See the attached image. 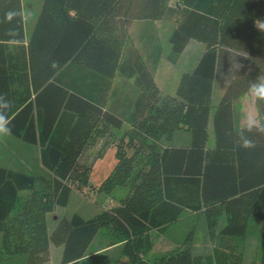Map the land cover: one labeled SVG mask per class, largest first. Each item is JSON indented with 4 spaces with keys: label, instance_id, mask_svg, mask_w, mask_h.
<instances>
[{
    "label": "trees",
    "instance_id": "1",
    "mask_svg": "<svg viewBox=\"0 0 264 264\" xmlns=\"http://www.w3.org/2000/svg\"><path fill=\"white\" fill-rule=\"evenodd\" d=\"M158 19L173 25L167 60L175 62L190 39L205 46L173 94L160 93L145 60L144 50L155 64L161 54L155 28H148L155 37L149 47L130 30L135 21ZM118 74L137 88L123 115L108 105L107 87ZM217 83L224 89L211 115ZM262 85L264 0H41L27 39L21 0H0V116L9 134L38 147L43 167L35 173L0 165V260L24 254L23 264L46 262L53 243L62 245L59 264H83L87 246L107 226L122 237L131 264H243L249 223L264 218ZM248 90L255 92L257 122L238 125L234 105ZM123 123L115 162L98 184L106 193L124 186L117 204L88 218L55 216L49 231L46 214L86 180L85 147L103 125ZM176 129L189 131V143H162ZM245 140L253 146L243 147ZM185 210L202 213L211 251L192 252L191 229L179 245L145 258L150 232L164 231ZM220 215L225 222L216 230Z\"/></svg>",
    "mask_w": 264,
    "mask_h": 264
},
{
    "label": "rangeland",
    "instance_id": "2",
    "mask_svg": "<svg viewBox=\"0 0 264 264\" xmlns=\"http://www.w3.org/2000/svg\"><path fill=\"white\" fill-rule=\"evenodd\" d=\"M25 14V30L29 35L33 22L39 11L41 0H21ZM158 42L162 48V60L156 72V80L160 86V93L173 94V75L177 66L170 64L166 55L170 50L168 35L171 32L172 24L164 19L157 20ZM200 47H204L202 42ZM191 55V59L195 57L196 51L185 53ZM176 86V85H175ZM224 84H214L212 91V108L219 101ZM236 123L245 125L257 120V110L255 106V92L248 90L238 97L235 102ZM128 128L127 123H123L121 128L116 129L108 125H103L100 134L96 138H92L89 144L83 150L80 156V162L84 164L87 171L85 176L78 182L73 183L69 198L65 205L55 206L52 215H48L47 227L49 231L54 226L55 220L52 216H70L77 213L84 218L93 216L96 212L109 206L117 204L120 195L125 192L123 187H115V189L106 193L98 190V184L106 176L114 164V149L118 139L122 136V132ZM190 141L189 131L176 129L170 139L162 140V143H183L188 144ZM214 141L213 128L211 118L208 125L207 143L212 145ZM0 164L27 172H42L43 167L39 162L38 147L33 144L23 142L11 134L0 133ZM86 173V172H85ZM259 211L264 213V203L259 202ZM225 222V216L220 215L216 230H219ZM193 230L192 252L203 253L211 251L213 240L209 237L203 215L201 212L183 211L177 221L169 224L164 231L150 232L152 243L151 249L144 254V257L151 259L154 256L164 254L173 247L179 245L189 230ZM264 238V218H258L250 221L248 230L243 243V264H259L261 252V242ZM121 236H117L110 227H101L92 242L88 246L87 252H90L83 264H131L128 258L121 252L120 240ZM112 243V244H111ZM111 244V245H108ZM62 253V245L50 243V256L46 262L38 264H59ZM24 259V254H19Z\"/></svg>",
    "mask_w": 264,
    "mask_h": 264
},
{
    "label": "crops",
    "instance_id": "3",
    "mask_svg": "<svg viewBox=\"0 0 264 264\" xmlns=\"http://www.w3.org/2000/svg\"><path fill=\"white\" fill-rule=\"evenodd\" d=\"M22 12H23V23L25 24V14H24L23 5H22ZM151 27L152 28L154 27L156 30V33H158L157 20H154V21L140 20V21H135L131 24L130 30L132 32L133 37H135V41L137 42V44L141 45V43H142V45H147L149 47L150 42L152 41V43H153V41H155V37L152 36V40L149 37L150 30L148 28H151ZM172 28H173V25L171 26V29ZM24 35H25V39H27L28 35L26 34L25 25H24ZM195 41L196 40L190 39L187 42V44L185 45L182 52H180V54L178 55L176 61L175 62L169 61L170 64L177 66V68L174 72V75H173L172 81H173L174 86L172 89H175V85H176V82H177V79H178L180 73L183 71L191 70L194 67V65L196 64L201 53L205 49V46L200 47L199 43H196ZM198 42H200V41H198ZM194 50L196 51L197 54H195V57H193V59H191V55H188V54L185 55V53L192 52ZM144 51H145L144 52L145 60L148 63L149 69L153 70L154 81L156 82L159 89H161L157 80H156V72H157L159 64L162 60V56H163L162 49H161V54H160L156 64H155L154 59L152 58L153 56H152L151 52H149L147 50H144ZM107 89H109L108 90V105L110 106V108L114 112L119 113L120 115L128 113V111H130L132 108V102H133V99L135 97V93H136V89H137L135 87V85L133 84V79L132 78H125V77L118 74L111 80V83L109 84ZM253 122H257V120L253 121ZM116 129H119V128H116ZM169 144L186 145L187 143L186 144H183V143L182 144L181 143H166L165 145H169ZM114 162H115V159H114ZM0 165H2V164H0ZM2 166H4V165H2ZM23 193L24 192L21 191V194H23ZM54 210H55V208H54ZM54 210H53V212H54ZM53 212H48L46 214V221L48 219V215H50V214L52 215ZM54 217L55 216H52V219H54ZM0 237H1V233H0ZM92 240H91V242H92ZM90 243H89V245H90ZM111 244H108V245H111ZM88 246H87V249H88ZM49 248H50V244H49ZM87 249L85 250V254H84L82 260L85 259V257L88 254H90V252H87ZM209 252L206 251L203 253H209ZM24 259H25V257H24ZM24 259L22 257H19L18 255L4 256L0 260V264H23Z\"/></svg>",
    "mask_w": 264,
    "mask_h": 264
},
{
    "label": "clouds",
    "instance_id": "4",
    "mask_svg": "<svg viewBox=\"0 0 264 264\" xmlns=\"http://www.w3.org/2000/svg\"><path fill=\"white\" fill-rule=\"evenodd\" d=\"M259 94L261 96V98H264V85H262L259 89ZM6 121L5 118L3 116H0V133H7L10 131V129H8L6 126ZM250 128L252 127V125L249 126ZM243 147L248 148V147H252V142L250 140H245L243 145Z\"/></svg>",
    "mask_w": 264,
    "mask_h": 264
}]
</instances>
